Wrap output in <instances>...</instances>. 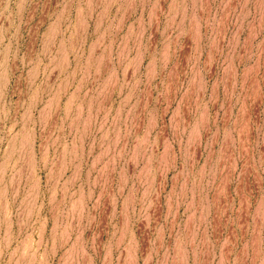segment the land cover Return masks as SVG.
<instances>
[{
    "label": "rangeland",
    "instance_id": "1",
    "mask_svg": "<svg viewBox=\"0 0 264 264\" xmlns=\"http://www.w3.org/2000/svg\"><path fill=\"white\" fill-rule=\"evenodd\" d=\"M0 264H264V0H0Z\"/></svg>",
    "mask_w": 264,
    "mask_h": 264
}]
</instances>
